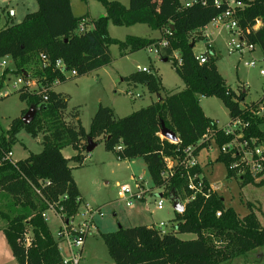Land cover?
<instances>
[{"label":"trees","instance_id":"1","mask_svg":"<svg viewBox=\"0 0 264 264\" xmlns=\"http://www.w3.org/2000/svg\"><path fill=\"white\" fill-rule=\"evenodd\" d=\"M36 1L39 5L36 13L28 14L21 23L0 25V60L9 56L15 66L13 71L7 69L0 77V88L11 73L35 79L40 88L48 89V100H44L43 94L26 89L17 91L29 109L13 120L0 136V218L5 221L3 232L19 264H63L59 244L42 214L49 204L59 203L64 207L65 220L77 215L82 199L70 162L83 165L90 139L96 143L104 140L105 149L114 152L120 160L142 158L154 186L167 190L172 198L180 201L193 194L188 189V171L180 164L185 150L195 147L197 157L201 149L208 148V143L200 141L210 132L214 133L219 148L234 139L206 117L201 98L220 99L229 111L231 124L237 119L248 124L243 130L244 139L255 138L264 143V117L257 113L259 101L241 107L247 94L236 93L227 86L214 54L200 64L194 48L202 37L190 40L192 33L205 29L227 11L228 0H221L219 5L215 4L216 0H204L191 7H184L180 0H129L128 7L117 1L97 0L105 6L106 16L93 21L92 28H89L88 16H74L71 0ZM236 1L243 4L242 9H237V19L245 39L259 47L264 57V0ZM83 21L87 30L79 33L78 27ZM110 21L118 27L145 25L159 31L161 37L112 39L108 31ZM258 22L262 26L254 31ZM163 40L167 46L160 48ZM111 45H118L124 55L152 46L160 48L158 55L172 62L185 88L164 94L157 74L132 73L124 81L146 86L150 94L158 97L157 101L123 118L116 117L110 107L99 106L86 131L78 113H67L68 97L50 88L56 81L62 84L71 79L65 72L75 71L77 78L110 65ZM210 51L207 46L206 52L210 54ZM174 52L180 55V65L173 58ZM41 55L48 57L49 65L43 64ZM57 61H62L64 68H57ZM31 108L36 111L35 117L25 125L22 118ZM163 126L176 135L177 142L160 137ZM22 130L34 137L45 132L43 150L14 162L7 155L13 152ZM66 147L76 152L71 159L63 155ZM165 158L178 163L173 169L174 176L167 179L162 177ZM217 161L225 164L228 178H239L241 187L263 185V181L256 183L249 172L238 175L230 170L234 162L230 155L220 151ZM190 173L202 175L203 172L198 165ZM259 176H264V172ZM203 181L205 193L187 203L182 214L176 212L170 231L164 233L154 227L136 226L102 234L115 264H225L263 248L264 225L254 206L247 203L250 212L240 218L233 208L225 206L209 181L204 177ZM162 195L165 197L166 192ZM28 231L32 233L30 247L22 242ZM185 234L194 235L195 239H181L180 235Z\"/></svg>","mask_w":264,"mask_h":264},{"label":"rangeland","instance_id":"2","mask_svg":"<svg viewBox=\"0 0 264 264\" xmlns=\"http://www.w3.org/2000/svg\"><path fill=\"white\" fill-rule=\"evenodd\" d=\"M117 1L128 7L129 0ZM185 5L191 0H181ZM73 13L79 18L89 16V28H92L93 21L106 16L105 6L97 0H71ZM39 9L36 0H0V25L21 23L28 14L36 13ZM109 36L112 39L125 41L128 37L150 38L155 36L153 30L145 25L134 27H118L109 22ZM200 35L192 33L190 40L200 38L194 48L196 56L206 52V40L203 36L213 33L217 43L215 45L218 71L225 79L226 84L236 93L247 92L245 101L241 107L251 105L260 99L264 93V77L260 75V69L264 68L262 62L263 53L259 47L253 53L243 55L230 54L232 40L237 41L239 37L230 30L218 27L211 23L206 31H199ZM204 34V35H203ZM110 53L112 62L110 65L95 70L87 75L71 78L56 86L57 92H62L68 97L67 113L76 112L80 116L82 125L89 131L92 119L99 106H116L118 111L116 117L123 118L132 112L147 107L151 100L158 97L150 94L146 86L137 84L135 88L128 87L122 79L132 73L141 71L144 67L151 73H158L161 77L164 94L177 93L184 89L185 85L178 76L172 62H165L153 50L144 49L135 53L124 55L118 45H111ZM257 60L258 65L250 68L246 63ZM5 62V66L1 64ZM14 61L11 57L0 60V77L7 70H14ZM70 76V74H69ZM19 77L7 75L0 88V94L10 91L8 97L0 95V136L5 133L13 120L21 117L24 110H28V104L22 102L17 91L13 89L14 83ZM128 93H132L130 96ZM141 94L142 97H137ZM152 98V99H151ZM201 107L204 114L211 118L221 129L230 126L231 118L228 109L222 101L215 97L201 98ZM149 106V105H148ZM258 105L257 113L260 117ZM45 132L39 133L36 137L22 130L17 135V143L13 147V159L15 161L25 160L32 154H38L43 150ZM220 148L211 141L209 148L201 149L197 156V163L202 168L204 176L214 191L223 199L226 207L233 208L240 218L246 216L250 211L246 206L251 203L256 211L262 225H264V178L256 179V183L263 181V185H248L241 187L240 180L227 177V168L224 163L218 162L217 158ZM65 156L71 159L76 155L72 147L63 150ZM86 159L82 166L71 161L72 174L81 192L82 204L76 215L75 222L83 218L84 212L89 208L99 210L95 213L94 225L83 250L81 264H115L111 258L108 248L102 238V234L116 232L120 227L132 228L136 226H150L157 228L164 223L166 227L163 232L172 228L173 220L176 218L173 198L167 190L155 187L152 183L146 164L142 158L134 160H120L114 152H108L104 146V140L97 142V147L92 152L84 154ZM144 177L152 193L146 195L145 203H135L134 209L127 207L123 200H120L118 192L121 186L134 185L138 177ZM163 196L164 208L158 210L157 202ZM181 199V197L179 198ZM185 206V200L181 199ZM48 223L52 235L57 240V233L60 221L51 215ZM5 221L0 218V264H19L14 258L11 248L5 238L3 225ZM183 240H190V236H180ZM61 255L68 258V253L62 245ZM225 264H264V247L255 250L247 255L241 256L230 263Z\"/></svg>","mask_w":264,"mask_h":264},{"label":"built area","instance_id":"3","mask_svg":"<svg viewBox=\"0 0 264 264\" xmlns=\"http://www.w3.org/2000/svg\"><path fill=\"white\" fill-rule=\"evenodd\" d=\"M221 0H216L215 4L219 5ZM199 2L204 3V0H191L186 3L184 7H191ZM243 4L237 2L236 0H228V9L223 14L219 15L212 23L217 26H220L226 30H230L235 35L239 37L237 41L232 40V46L230 48V54L238 53L243 55L244 53H253L256 51V47L254 44H250L245 39V32L239 26V22L237 19V9H242ZM262 26L261 22H258L253 30L257 31ZM87 30L86 21L80 23L78 27L79 33H84ZM248 32V31H247ZM168 31H165V34H168ZM167 46V42L165 40L160 43L159 47L163 48ZM160 48H156L155 46L150 47V51H154L157 55L159 54ZM213 54L210 51V54L205 52L196 56V60L199 61L200 64L205 63L208 60V57ZM9 57V56H8ZM174 60L180 65V55L178 52L173 53ZM41 60L45 66L49 65V59L46 55H41ZM257 60H252L247 63L250 68H255L258 65ZM264 63V57L262 59ZM5 62L1 64V66H5ZM57 68H64V64L62 61L56 62ZM140 72L150 73V71L146 68L141 69ZM70 74V76H69ZM67 78H75L77 73L75 71L65 72ZM260 75L264 77V68L260 69ZM60 84L59 81L53 83V88ZM13 89L15 91H19L20 89H26L28 92H34L43 94L44 100H48L47 91L48 89L45 87L40 88L37 80L35 79H25L24 77H19L17 81L13 85ZM49 89V90H50ZM130 96H133L132 93H128ZM3 97H8L10 95V91H5L3 94H0ZM140 97V95H136ZM260 113L264 114V93L262 98L259 101ZM248 127V124L243 123L240 120H235L230 126L224 128L223 131L226 136H233L234 139L228 144L223 145L220 148V151L223 154L230 155L234 162L230 165V170L236 171L238 175H244L246 172H249L255 179L264 178V176H259L264 172V143L259 142L255 138L244 139L243 130ZM162 139H166L162 133L159 134ZM214 133L210 132L205 137H203L200 143H208V148L210 147L211 141H214ZM172 142V141H171ZM121 150V147L117 148ZM196 148L189 147L185 150V155L181 160V163L185 169L188 171V189L193 192L192 196L185 200L186 204L195 200L196 196L199 194L205 193V185L203 181L202 175L192 174L190 170L197 167V157L195 156ZM7 159H13V152H10L7 155ZM165 171L162 173L163 179L171 178L174 176V166L178 165V163L171 159L165 158ZM150 192L152 193L151 188L146 182L144 177H138L135 181V184L132 185H123L120 187L118 196L120 200H123L126 203L127 207L133 208L135 203L146 201V195ZM209 192V191H208ZM87 210L83 214V218L79 222H75L76 216L72 219L65 220L64 207L60 206L59 203L49 204L48 209L43 212L42 217L46 222H50L51 215L57 217L60 221V226L57 233V242L59 244L60 253L62 251V245L65 247L68 258H64L62 255V263L63 264H81V260L83 258V248L86 243V240L91 233V230L95 228L94 225V215L99 210L93 211V209L89 208V205H86ZM156 208L158 210H163L164 201L163 195L160 200L156 204ZM94 214V215H93ZM221 213H217V216L220 217ZM166 227L164 223L159 224L158 228L163 231V228ZM165 233V232H164ZM22 242L26 247H30L32 245V233L28 231L24 234Z\"/></svg>","mask_w":264,"mask_h":264},{"label":"crops","instance_id":"4","mask_svg":"<svg viewBox=\"0 0 264 264\" xmlns=\"http://www.w3.org/2000/svg\"><path fill=\"white\" fill-rule=\"evenodd\" d=\"M180 2L182 3V1L180 0ZM129 4V3H128ZM182 5H184L183 3H182ZM71 6H72V10H73V5H72V2H71ZM74 14V13H73ZM75 16V15H74ZM89 17V16H88ZM89 19L90 18H88L87 19V21H89ZM132 27H134V26H132ZM218 27H220V26H218ZM207 28L208 27H206L205 29H203L204 31H206L207 30ZM202 30V31H203ZM153 33L154 34H156L155 36H152V37H150V38H147V39H158V38H160L161 37V33L159 32V31H153ZM197 35H200V33L199 32H197L196 33ZM204 35V34H203ZM204 38H205V40H206V50H207V46H209L210 48H211V51H212V53L216 56L217 54H216V50H215V45H216V43H217V41H216V39L214 38V34L213 33H207V34H205V36H203ZM257 48V47H256ZM194 53H195V51H194ZM203 54V53H202ZM196 55V54H195ZM159 56V55H158ZM165 62H167V61H165ZM246 65H247V63H246ZM248 66V65H247ZM249 67V66H248ZM145 68V67H144ZM137 72H140L139 70L137 71ZM151 72V71H150ZM155 74H158V73H155ZM159 75V74H158ZM129 76V75H128ZM128 76H126V77H128ZM126 77H124L123 79H122V82H125L124 81V79L126 78ZM161 78V77H160ZM161 81H162V79H161ZM127 83V82H126ZM59 85V84H58ZM127 85H128V87H130V88H135V86L137 85V84H132V83H127ZM163 85V84H162ZM57 86V85H56ZM56 86L53 88V90L54 91H56L57 89H56ZM164 87V86H163ZM165 88V87H164ZM185 88V87H184ZM183 90V89H182ZM182 90H180V91H182ZM180 91H178V92H180ZM57 92V91H56ZM58 93H62V92H58ZM238 93V92H237ZM244 93H246L247 94V92L246 91H244ZM171 94H173V93H171ZM136 95H140V97H142V95L141 94H136ZM153 94H151V96H152ZM156 96V95H155ZM152 99V98H151ZM157 101V100H156ZM155 100H151V102H150V104H148V105H151L152 103H154V102H156ZM147 105V106H148ZM111 109L114 111V113H116L117 111H118V108L116 107V106H111ZM137 111V110H136ZM135 112V111H134ZM133 113V112H132ZM131 113V114H132ZM128 115H130V114H128ZM206 115V114H205ZM207 117V116H206ZM211 119V118H210ZM79 120H80V116H79ZM212 120V119H211ZM217 124V123H216ZM218 125V124H217ZM84 127V126H83ZM85 128V127H84ZM219 129H221L220 127H218ZM226 128V127H225ZM86 129V128H85ZM94 144H95V148L97 147V143L96 142H94ZM94 148V149H95ZM63 155H64V153H63ZM65 156V155H64ZM67 159H68V157L67 156H65ZM202 169V168H201ZM202 172H203V170H202ZM202 176L204 177V178H206L205 176H204V173H202ZM207 179V178H206ZM78 189H79V187H78ZM211 189H212V187H211ZM213 191H214V189H212ZM80 191V190H79ZM80 194H81V192H80ZM160 196H162V195H160ZM141 204L142 203H145V201H143V202H140ZM136 205V204H135ZM135 205H134V207L132 208V209H134V208H136L135 207ZM5 226V224L2 226V227H4ZM147 227H150V226H147ZM155 228V227H154ZM158 228V227H157ZM4 229V228H3ZM172 229V228H171ZM170 229V230H171ZM186 236H190L191 237V239H195V236L194 235H191V234H185ZM180 236H182V235H180ZM6 238V237H5ZM190 239V240H191ZM85 245H86V243H85ZM85 245H84V248H85ZM84 248H83V250H84Z\"/></svg>","mask_w":264,"mask_h":264},{"label":"water","instance_id":"5","mask_svg":"<svg viewBox=\"0 0 264 264\" xmlns=\"http://www.w3.org/2000/svg\"><path fill=\"white\" fill-rule=\"evenodd\" d=\"M35 114H36L35 109H34V108H31V109L26 113V115L22 118L23 123H24L25 125L30 124V123L32 122V120L34 119ZM162 135H163L166 139H168V140H170V141H172V142H177V141H178V138L176 137V135H175L173 132L169 131L168 129L164 128V126H163V128H162ZM94 148H95V144H94V142H92V140L90 139V140H89V145H88V148H87L86 152L90 153V152L93 151ZM173 201H174V210H175L176 212L182 214V213L185 211V206L181 203L180 200H176V199L173 198Z\"/></svg>","mask_w":264,"mask_h":264}]
</instances>
